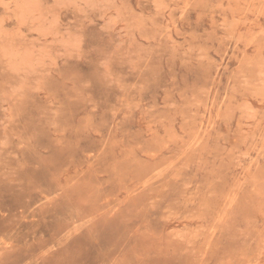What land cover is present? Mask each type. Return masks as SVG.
Listing matches in <instances>:
<instances>
[{
	"label": "rangeland",
	"instance_id": "obj_1",
	"mask_svg": "<svg viewBox=\"0 0 264 264\" xmlns=\"http://www.w3.org/2000/svg\"><path fill=\"white\" fill-rule=\"evenodd\" d=\"M0 264H264V0H0Z\"/></svg>",
	"mask_w": 264,
	"mask_h": 264
}]
</instances>
